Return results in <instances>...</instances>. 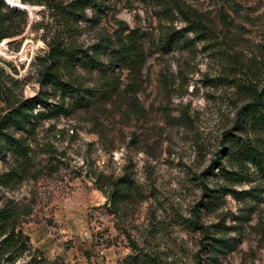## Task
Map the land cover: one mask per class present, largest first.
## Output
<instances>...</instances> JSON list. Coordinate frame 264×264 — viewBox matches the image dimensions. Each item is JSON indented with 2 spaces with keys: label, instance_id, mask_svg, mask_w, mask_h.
Wrapping results in <instances>:
<instances>
[{
  "label": "rangeland",
  "instance_id": "374dc122",
  "mask_svg": "<svg viewBox=\"0 0 264 264\" xmlns=\"http://www.w3.org/2000/svg\"><path fill=\"white\" fill-rule=\"evenodd\" d=\"M1 1L23 13L4 12L11 36L0 41V116L7 104L35 97L36 56L42 58L56 36L90 47L122 20L144 34L147 57L133 95L120 92L69 116L53 111L35 123L26 173L16 184H0V207L22 211L16 228L29 238V252L16 264L30 255L55 264H264V180L252 174L236 183L221 176L233 170L225 133L237 136L236 112L249 99L243 87L253 79L247 67H231L230 54L261 59L264 0H179L182 11L203 14L211 33L170 51L161 40L185 23L155 0L92 5L73 34L60 15L71 0ZM222 12L231 26L222 25ZM94 13L98 21L91 25ZM78 73L88 87L98 82L95 72ZM57 97H49L50 109ZM215 162L224 172L212 167ZM15 169L9 152L0 153V179ZM99 175H124L135 187L116 215L94 185Z\"/></svg>",
  "mask_w": 264,
  "mask_h": 264
},
{
  "label": "trees",
  "instance_id": "16d2710c",
  "mask_svg": "<svg viewBox=\"0 0 264 264\" xmlns=\"http://www.w3.org/2000/svg\"><path fill=\"white\" fill-rule=\"evenodd\" d=\"M104 1L71 0L65 7H61L60 15L64 19L65 31L71 34L76 32L77 24L87 19L85 10L92 5H96L97 10L102 9ZM155 1L163 10L180 13L185 23L183 30L166 32L165 38L161 40L166 51L181 44H190L194 39L201 42L205 40L204 36L211 33L209 28L203 25V14L182 11L179 0ZM5 11L23 13L21 9L11 8L0 0V41L11 36L7 34ZM94 14L95 17L88 22L91 25L98 21L96 19L98 14ZM220 20L226 27L232 25L227 13L222 12ZM190 34L193 38L189 37ZM143 37L144 34L140 30L131 29L124 21L118 20L111 34L99 35L98 41L90 47H83L69 38L58 36L46 43L45 55L42 58L36 56L40 63L38 74L40 88L35 97L7 104L6 113L0 116V153L8 151L16 167L15 170L2 175L0 179L2 186L10 182L16 184L26 173L31 152L27 139L33 137L35 123L38 120L48 118L53 111L69 116L80 109L89 108L96 102L109 101L120 92L128 95L135 93L147 59L141 44ZM229 61L234 69L247 67V72L253 79H249L243 87V92L248 94L249 99L236 112L232 130L237 136L230 132L225 133L229 137L226 140L228 146L225 155L228 161H231L233 170L225 171L221 176L236 183L249 181L252 174L264 180V86L257 87L259 76L264 73V52L259 61L256 57L246 60L240 52H232ZM249 65H253L255 69L251 71ZM78 68L95 72L98 77L96 85L86 86L84 78L78 73ZM123 72L128 77V83L121 89L120 78ZM52 95L58 96V106L55 109L49 108L48 100ZM37 105H41L45 110L35 111ZM129 107L134 111L140 110L134 102H130ZM15 132H22L25 135L16 137ZM215 165L224 172L220 162H215L212 167ZM249 168H252L253 173L249 172ZM94 185L98 192L106 195L114 215L120 211L122 203L130 200L135 188L132 181L124 175L115 179L99 175L95 178ZM219 190L222 189H218L216 195H208L209 201L217 198ZM227 191L223 190L222 195ZM21 212L19 208L13 206L0 207V264H16L18 257L29 252L28 236L16 228ZM21 264L55 263L47 261L42 256L30 255L29 260Z\"/></svg>",
  "mask_w": 264,
  "mask_h": 264
},
{
  "label": "built area",
  "instance_id": "2783aa9c",
  "mask_svg": "<svg viewBox=\"0 0 264 264\" xmlns=\"http://www.w3.org/2000/svg\"><path fill=\"white\" fill-rule=\"evenodd\" d=\"M7 4V3H6Z\"/></svg>",
  "mask_w": 264,
  "mask_h": 264
}]
</instances>
